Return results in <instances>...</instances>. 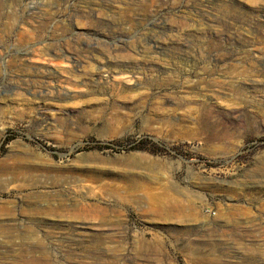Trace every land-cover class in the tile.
Instances as JSON below:
<instances>
[{
	"label": "rangeland",
	"instance_id": "374dc122",
	"mask_svg": "<svg viewBox=\"0 0 264 264\" xmlns=\"http://www.w3.org/2000/svg\"><path fill=\"white\" fill-rule=\"evenodd\" d=\"M0 264H264V0H0Z\"/></svg>",
	"mask_w": 264,
	"mask_h": 264
},
{
	"label": "bare ground",
	"instance_id": "6f19581e",
	"mask_svg": "<svg viewBox=\"0 0 264 264\" xmlns=\"http://www.w3.org/2000/svg\"><path fill=\"white\" fill-rule=\"evenodd\" d=\"M237 90H239V88Z\"/></svg>",
	"mask_w": 264,
	"mask_h": 264
}]
</instances>
